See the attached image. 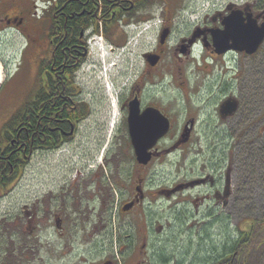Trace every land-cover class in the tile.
I'll list each match as a JSON object with an SVG mask.
<instances>
[{
	"label": "flooded vegetation",
	"instance_id": "1",
	"mask_svg": "<svg viewBox=\"0 0 264 264\" xmlns=\"http://www.w3.org/2000/svg\"><path fill=\"white\" fill-rule=\"evenodd\" d=\"M224 4L0 0V45L28 50L36 77L25 100L0 125V193L26 167L35 176L47 167L51 181L44 196L24 203L23 214H14L0 264H182L169 257L158 261L156 250L148 249L151 236L139 234L142 228L122 239L108 238L104 231L91 239L84 228L89 211L121 216L142 210L151 198L146 177L158 174L154 166L172 154L175 173L184 174L169 189L155 188L153 195L183 203V219H228L238 213V197L240 202L246 186L236 177L231 151L223 150L209 172L204 166L196 173L194 159L188 157L202 103L216 107L219 126L240 107L234 87L221 89L219 65L228 63L231 54H247L220 52L216 35L231 14L242 24L247 19L258 27L264 24V0ZM260 52L264 40L250 57ZM233 99L237 111L225 116L220 108ZM235 125L234 130L213 127L205 138L224 145V138L240 132V123ZM135 146L148 155L145 162L138 160ZM56 178L66 187L56 190ZM88 188L98 207L85 202ZM21 217L25 229L18 224ZM161 229L154 230L161 234ZM234 244L223 260L246 262Z\"/></svg>",
	"mask_w": 264,
	"mask_h": 264
},
{
	"label": "rangeland",
	"instance_id": "2",
	"mask_svg": "<svg viewBox=\"0 0 264 264\" xmlns=\"http://www.w3.org/2000/svg\"><path fill=\"white\" fill-rule=\"evenodd\" d=\"M229 1L236 0H213V4L220 8ZM21 48L22 45L19 44L0 45L3 75L0 83V125L25 100L26 91L36 83L35 71L29 69L32 55ZM226 60L229 62L225 64L223 61L219 65L221 89L227 85L234 87L238 91L240 107L234 117L224 120V124L219 126L218 115L214 112L216 107L211 106L212 102L205 104L201 101L205 107L197 115L192 153L188 157L190 161L194 159L195 169L198 171L196 173L204 166L209 172L215 168L223 150L226 153L231 151L236 177L246 186L240 202L238 197V213L228 219L217 216V219L203 220L192 215L183 219L179 212L183 203L153 195L155 188L169 189L184 174L175 173L173 162L176 161V156L172 154L154 166L158 174L146 177V187L151 198L146 199L142 210L121 216H114V212L104 211L97 215L89 211L84 215V228L88 237L94 239L98 231H104L108 238L122 239L136 235L139 228H142V233L139 234L147 233L151 236L148 249L156 250L158 261L169 257L182 264H217L219 259L230 255L235 242L233 248L238 247L241 255L247 256L246 262L244 259L239 264H264V52L253 57L231 54ZM204 99L206 96H201V100ZM206 115H209V119H206ZM238 122L240 132L235 137L224 138V145H219L217 139L205 138L206 133L211 136L208 132L213 127L234 130ZM225 144L227 148H223ZM47 170V167L41 168L39 175L35 176L26 167L17 179L16 175L13 177V186L0 193V248L5 246V233L14 230V214H23L21 209L24 203L29 204L36 196H44L51 189ZM54 183L56 190L59 185L66 187L60 178H56ZM83 195H86L85 202L98 207L94 191L88 188ZM69 203L74 206L72 201ZM81 207L86 208L85 205ZM188 208L189 211L192 210L191 207ZM7 213L9 217H6ZM144 218L146 222L142 221ZM97 219L102 222L96 224ZM18 224L21 229H25L23 217ZM158 225L162 226L161 234L154 230ZM252 230L254 231L249 236ZM75 250L77 254V248Z\"/></svg>",
	"mask_w": 264,
	"mask_h": 264
},
{
	"label": "water",
	"instance_id": "3",
	"mask_svg": "<svg viewBox=\"0 0 264 264\" xmlns=\"http://www.w3.org/2000/svg\"><path fill=\"white\" fill-rule=\"evenodd\" d=\"M247 20V23L242 24L239 22L240 20L237 15H229L224 22L225 29L217 34L215 38L217 47H223L220 52L234 49L238 52H245L247 55H252V53L259 49L264 40V24H262L261 27H258L253 21H250L249 19ZM229 42L231 44L225 46V44ZM236 108L237 101L236 99H233L225 101L221 106L220 111L221 113H224L225 116H231L236 112ZM156 137L158 138L160 136ZM135 147L138 160L145 162L149 158L148 155L141 149L142 147Z\"/></svg>",
	"mask_w": 264,
	"mask_h": 264
},
{
	"label": "trees",
	"instance_id": "4",
	"mask_svg": "<svg viewBox=\"0 0 264 264\" xmlns=\"http://www.w3.org/2000/svg\"><path fill=\"white\" fill-rule=\"evenodd\" d=\"M18 117L16 116V117H14V118H12V119H17ZM12 119H10L9 121L10 122H12L13 120ZM252 229H253V226H252ZM255 230V229H254ZM254 230H252L251 231V233H250V236H251V234H252V232L254 231ZM217 264H239V262H236V261H228V260H221V261H219V263H217Z\"/></svg>",
	"mask_w": 264,
	"mask_h": 264
},
{
	"label": "bare ground",
	"instance_id": "5",
	"mask_svg": "<svg viewBox=\"0 0 264 264\" xmlns=\"http://www.w3.org/2000/svg\"><path fill=\"white\" fill-rule=\"evenodd\" d=\"M3 80V75H2V68H1V64H0V83L2 82Z\"/></svg>",
	"mask_w": 264,
	"mask_h": 264
}]
</instances>
